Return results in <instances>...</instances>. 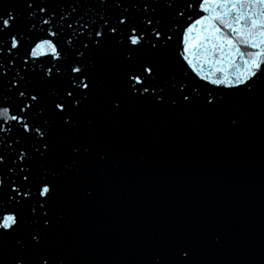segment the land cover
Wrapping results in <instances>:
<instances>
[{"label": "snow or ice", "instance_id": "6c2138e0", "mask_svg": "<svg viewBox=\"0 0 264 264\" xmlns=\"http://www.w3.org/2000/svg\"><path fill=\"white\" fill-rule=\"evenodd\" d=\"M133 107L264 116V0H0V264H70L66 228ZM196 256L171 238L141 264Z\"/></svg>", "mask_w": 264, "mask_h": 264}]
</instances>
